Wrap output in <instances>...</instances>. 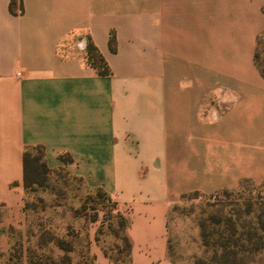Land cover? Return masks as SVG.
Returning <instances> with one entry per match:
<instances>
[{"label":"crops","instance_id":"1","mask_svg":"<svg viewBox=\"0 0 264 264\" xmlns=\"http://www.w3.org/2000/svg\"><path fill=\"white\" fill-rule=\"evenodd\" d=\"M263 35L264 0H0V253L28 228L25 154L40 148L49 170L110 198L128 264H172L169 217L184 196L264 182V158L239 153L248 107L264 99ZM77 223L89 264H115L103 215Z\"/></svg>","mask_w":264,"mask_h":264},{"label":"rangeland","instance_id":"2","mask_svg":"<svg viewBox=\"0 0 264 264\" xmlns=\"http://www.w3.org/2000/svg\"><path fill=\"white\" fill-rule=\"evenodd\" d=\"M114 40L112 53L117 51L115 37ZM89 45L92 43L86 46L87 57ZM257 55L264 71V36L257 45ZM104 61L102 71L108 67L105 58ZM248 110L247 124L251 122V129L244 135L246 145L239 153L241 156L244 151L252 164L264 158V99L252 100ZM229 151V171L233 175L241 157L235 153L234 142ZM33 155L39 157L40 152L35 150ZM32 178L36 183L27 193L28 228L25 235L14 238L8 253H0V264H64L68 259L71 264H83L78 257L81 232L77 219L99 214L114 239L107 248L119 264H126L128 250L122 238L121 220L111 214L112 204L103 193L89 194L81 181L63 170L52 171L45 178L39 168ZM169 235L172 264H264V182L242 181L233 190L184 196L171 210ZM62 243H72L74 252L62 250Z\"/></svg>","mask_w":264,"mask_h":264},{"label":"trees","instance_id":"3","mask_svg":"<svg viewBox=\"0 0 264 264\" xmlns=\"http://www.w3.org/2000/svg\"><path fill=\"white\" fill-rule=\"evenodd\" d=\"M263 36L259 37L258 44H259V40ZM114 42H115L114 37H111L110 47H111V50H113V51H114ZM98 53L99 52H98L97 48L94 45H89V47H88V57H87L88 62L90 63V65H92L98 71V73L100 75L107 76V75L110 74V70L108 69V67L107 68L104 67L103 68L104 71H102V67H103V64H105V61H104V58L101 55H99ZM257 59H258V55H257V49H256V53H255V65L257 66V68L260 71L262 77L264 78V71L258 65ZM35 150H38L40 152V156L39 157H35L33 155V151H35ZM61 161H64L65 163H69V162L72 161V159L69 156H66V157H61ZM28 163H30V164H28ZM25 168H26V172H27L26 177H25V188L27 189V192L36 183L35 181H33V178L32 177H33V174L36 173L39 168L42 170V174H44L45 178L48 177V175L52 172L47 167V165H46V163L44 161L43 151L40 148L34 149V150H29V151L26 152V154H25ZM41 186H43V185L41 184ZM98 192L103 193L102 191H98ZM103 194L111 202L110 198L105 193H103ZM111 204H112V202H111ZM26 210H27V205H26ZM80 217H87V215L79 216V218ZM97 217L98 216L95 215L91 219L94 221V220L97 219ZM117 217H119V219L121 220V224H122V238H123V240L125 241V243L127 245L128 255H127V262H126V264H128L129 255H130V244H129V241H128L127 237H125L124 234H123V229H124V226H125V220L120 215H117ZM78 248H79V246H78ZM61 249L64 250L65 252H67L68 254H72L74 252V248H73L72 243H68V244L62 243ZM106 253L107 254H111V259L113 260V262L115 264H119V261H116L113 258L112 250L111 249L106 248ZM78 257H79V259H81V261L83 262V264H89L90 263L87 255H86V252H85V250L83 248H79L78 249ZM31 264H34V262L31 261ZM40 264H48V263H47V261H41ZM52 264H54V263H52ZM64 264H71L70 259H68L67 260V263H64Z\"/></svg>","mask_w":264,"mask_h":264}]
</instances>
